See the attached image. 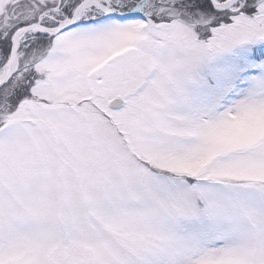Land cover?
<instances>
[{"label":"snow or ice","instance_id":"6c2138e0","mask_svg":"<svg viewBox=\"0 0 264 264\" xmlns=\"http://www.w3.org/2000/svg\"><path fill=\"white\" fill-rule=\"evenodd\" d=\"M0 264H264V0H0Z\"/></svg>","mask_w":264,"mask_h":264}]
</instances>
